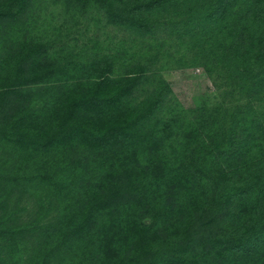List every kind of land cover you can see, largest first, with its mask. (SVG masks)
Instances as JSON below:
<instances>
[{
    "label": "trees",
    "instance_id": "1",
    "mask_svg": "<svg viewBox=\"0 0 264 264\" xmlns=\"http://www.w3.org/2000/svg\"><path fill=\"white\" fill-rule=\"evenodd\" d=\"M71 1L90 44L19 45L0 81L1 198L60 212L27 223L32 264H264V0ZM32 3L0 0V23ZM194 66L220 104L180 107L162 72Z\"/></svg>",
    "mask_w": 264,
    "mask_h": 264
},
{
    "label": "rangeland",
    "instance_id": "2",
    "mask_svg": "<svg viewBox=\"0 0 264 264\" xmlns=\"http://www.w3.org/2000/svg\"><path fill=\"white\" fill-rule=\"evenodd\" d=\"M71 2L33 0L18 23H0V81L5 73L4 61L13 57V50L19 45L29 42L32 45L50 43L55 48L58 44L61 45L59 52H63L67 46L71 49L90 44L96 33L94 24ZM162 74L181 108L212 107L222 102L224 87L220 78L208 75L201 66L167 69ZM12 156L11 152L0 145V161H7L6 168L13 169L15 157ZM10 192L5 199L0 195V219H4L5 229L12 231L13 227H17L25 233L19 236L17 243L12 236L3 239L0 234V264H32V249L41 245L45 237L41 233L38 236L29 233L32 227L27 223L41 219L39 222L44 228L50 221L55 223L60 212L54 206H48V201L51 199L54 202V199L45 191L40 194L35 191L21 194L13 188ZM15 245H19V249ZM9 246L11 249L8 250ZM15 250H19V254Z\"/></svg>",
    "mask_w": 264,
    "mask_h": 264
}]
</instances>
